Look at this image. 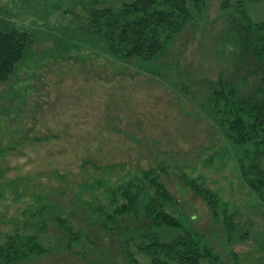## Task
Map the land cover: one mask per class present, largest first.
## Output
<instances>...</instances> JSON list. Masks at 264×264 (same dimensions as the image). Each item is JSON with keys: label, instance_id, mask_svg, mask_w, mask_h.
I'll use <instances>...</instances> for the list:
<instances>
[{"label": "rangeland", "instance_id": "rangeland-1", "mask_svg": "<svg viewBox=\"0 0 264 264\" xmlns=\"http://www.w3.org/2000/svg\"><path fill=\"white\" fill-rule=\"evenodd\" d=\"M224 1L206 0L201 17L158 61L141 63L114 59L91 33L85 9L93 0H0L5 30L33 38L24 62L0 83L1 230L38 233L50 250L21 264H129L123 247L129 225L114 234L95 208L109 206L112 189L148 170L176 200L170 212L203 236L223 264H264V207L207 108L221 81L251 96L263 74L253 56L238 58L222 44L231 19ZM245 3L255 22L264 20V0ZM182 174L228 203L240 237L228 241ZM39 199L54 214H47L44 231L31 216ZM59 215L79 243L68 244L53 221Z\"/></svg>", "mask_w": 264, "mask_h": 264}, {"label": "trees", "instance_id": "trees-1", "mask_svg": "<svg viewBox=\"0 0 264 264\" xmlns=\"http://www.w3.org/2000/svg\"><path fill=\"white\" fill-rule=\"evenodd\" d=\"M206 4V0H110L108 7H101L98 0H93L85 11L89 30L107 45L111 57L151 63L158 61L167 47L201 17ZM222 9L231 12L222 44L236 50L238 58L253 56L263 74L251 96L221 81L211 93L207 108L228 146L236 151L243 182L264 207V20L255 22L251 18L245 0L235 5L225 0ZM32 43L29 32L7 31L0 24V83L12 77ZM156 173L143 171L126 185L112 189L109 206L95 208L101 222L114 234L121 225H129L123 230L129 264H223L203 236L170 212L176 200ZM181 178L206 202L215 221L222 223L228 241L241 236L236 235L237 213L228 203L204 181L185 174ZM118 198L122 201L117 202ZM40 200L31 216L36 219L37 229L44 231L48 228L47 214H54ZM53 221L65 232L69 245L82 240L68 220L59 215ZM15 228L16 232L4 234L0 219V264H21L50 253L38 233L24 234L19 226Z\"/></svg>", "mask_w": 264, "mask_h": 264}]
</instances>
